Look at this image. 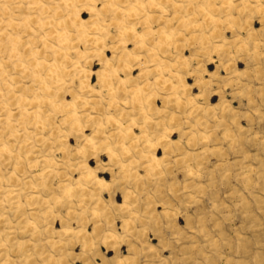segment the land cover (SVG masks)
<instances>
[{"label": "rangeland", "instance_id": "374dc122", "mask_svg": "<svg viewBox=\"0 0 264 264\" xmlns=\"http://www.w3.org/2000/svg\"><path fill=\"white\" fill-rule=\"evenodd\" d=\"M47 1L88 24L2 16L0 264H264V0Z\"/></svg>", "mask_w": 264, "mask_h": 264}, {"label": "bare ground", "instance_id": "6f19581e", "mask_svg": "<svg viewBox=\"0 0 264 264\" xmlns=\"http://www.w3.org/2000/svg\"><path fill=\"white\" fill-rule=\"evenodd\" d=\"M10 1L11 0H0V25L4 26V28L1 29V36L8 37L9 39H12V37L14 36V34L11 31L13 29L15 30L16 26H23V28H26V29L29 26V23H30L29 18H26V19H24L23 21H21L19 23H15L14 22L13 16H9L5 20L2 18V16L8 15V11L9 10L15 11L16 8L18 9L19 6H20L19 4H22V3H26L30 10L35 11V14L38 13L37 15H39L40 18H43V16L44 17L46 16L45 18L41 19L40 24L38 25L39 29L44 28L45 27L44 25H48L49 26V27L47 26V29H46L47 31H46V34L44 35V40L42 42L44 48L45 47L52 48L51 43H49L50 42L49 41L50 38H53L54 41H56L57 45H60V46L61 45H67L68 44V34H67L66 28L76 29L77 25H80V24L86 25V24H88V20L82 19L79 13H77V12L74 13L73 11H70L71 12L70 14L68 13L67 19H61V20H60V18L56 19L57 17L55 18V16L53 14H52L53 16H49V11L51 10V7H50L51 5L48 4L47 0H21L20 3L16 2L15 3L16 5L12 6L13 8L9 9L6 5L10 4ZM83 1L84 0H62V5L66 9H68V8L70 9L74 5H76L77 3H80V2H83ZM60 6H61V4H60ZM115 11H116V9H115ZM50 13H51V11H50ZM127 17H130V16L127 15ZM44 20L47 21L45 24H44ZM98 30H100V29H97V28L93 29L94 32H96ZM12 40L15 41L16 43L20 42V38H13ZM55 51L64 60L69 59V61H71L70 58H69L70 54H71L70 52L63 53V52H59L58 50H55ZM12 55L13 56H17L18 52L16 53L15 51L12 50ZM31 55H33L35 57L37 63L33 62L32 64H29V66H27V67H22L20 64H18V65H15V67L18 68V69L25 70V71L29 70V68H34V70H35V68L47 67V74L44 76V78L40 79L39 87H38V90L43 92V93L46 92V91L52 90L53 86H57L55 89H58L59 85L64 81L65 76H69V75L72 74L71 70L65 72L64 68H62L63 66L61 67V66L57 65V63H55V62L51 63L49 65H46L45 64V60H38V58H36L37 52L36 53H32ZM71 64L74 65V62H72ZM73 72H74V70H73ZM64 74H65V76H64ZM85 76H86V79H87V75L86 74H85ZM83 78H85V77H83ZM82 84L86 85L87 84L86 80H82ZM3 97H5V95H3ZM20 98L21 97H19V99ZM42 99H44V98H42ZM46 104L52 109L60 107V106L56 105V102L53 99H48L46 101ZM36 113L37 114L40 113V108H39V110ZM74 116H75L74 114L69 115L68 116L69 120H72L74 118ZM47 117L48 116H46L45 118L42 117L39 124L42 125V123L45 122V119ZM8 150L9 149H8V147L5 144L0 147V152H7ZM98 181H99L100 184H104L103 180L98 179ZM14 192L15 191L12 190V189L9 190L8 194L5 196V198L8 201H10V200L12 201L14 199L13 198ZM262 213H263V216H264V207L262 208ZM246 253H247L246 252V248L245 247H241L240 250L236 249L235 251H233L231 256L234 257L233 256V254H234V255H238L239 257L246 258L245 257L246 255L242 256V255H244ZM227 263L228 264H244V263L233 262V261L232 262L231 261H227L226 264Z\"/></svg>", "mask_w": 264, "mask_h": 264}]
</instances>
